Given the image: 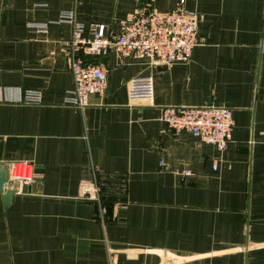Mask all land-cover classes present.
I'll return each mask as SVG.
<instances>
[{
	"label": "crops",
	"instance_id": "obj_1",
	"mask_svg": "<svg viewBox=\"0 0 264 264\" xmlns=\"http://www.w3.org/2000/svg\"><path fill=\"white\" fill-rule=\"evenodd\" d=\"M179 1L0 0V164L37 176L9 206L0 195V264H264V0H184L200 40L187 64L82 55L107 71V89L85 109L65 103L74 78L62 13L86 36L91 23L115 36L138 9ZM135 77L152 78V105L128 100ZM28 90L43 103L20 104ZM207 105L231 110L223 152L160 121L164 108ZM95 178L118 202L105 213L82 196Z\"/></svg>",
	"mask_w": 264,
	"mask_h": 264
},
{
	"label": "built area",
	"instance_id": "obj_2",
	"mask_svg": "<svg viewBox=\"0 0 264 264\" xmlns=\"http://www.w3.org/2000/svg\"><path fill=\"white\" fill-rule=\"evenodd\" d=\"M184 0H180L171 12L157 13L150 8L138 9L132 15L118 23V33L113 36L106 25L91 23L87 27L78 22L73 11L61 14L60 21L72 28V36L67 43L70 50V68L74 78V88L69 92L66 104L78 109L89 106L92 95H103L107 89V71L102 66L87 64L84 56L101 57L110 49L119 58L135 57L148 59L154 67H170L175 64H187L193 49L199 45L198 16L184 9ZM32 28L46 32L48 24H31ZM127 96L130 102H143L152 105L154 86L151 77H135L127 84ZM0 88V102H5ZM20 104L41 105L43 94L40 90H28L19 99ZM160 121L166 128L178 136L189 133L199 142L214 146L223 152L231 141L233 119L231 110L212 105L202 107L164 108ZM216 165L213 166V170ZM184 175H188L184 173ZM36 172L28 163L13 164L7 170V187L16 195L25 194L36 180ZM83 199L98 203L105 213L103 189L97 179L81 185ZM117 205V204H116ZM115 264L114 260L110 261Z\"/></svg>",
	"mask_w": 264,
	"mask_h": 264
},
{
	"label": "water",
	"instance_id": "obj_3",
	"mask_svg": "<svg viewBox=\"0 0 264 264\" xmlns=\"http://www.w3.org/2000/svg\"><path fill=\"white\" fill-rule=\"evenodd\" d=\"M7 187V170L0 164V195L3 197L4 205L9 206L16 195L15 191L6 189ZM28 187L23 188V192L27 193Z\"/></svg>",
	"mask_w": 264,
	"mask_h": 264
},
{
	"label": "trees",
	"instance_id": "obj_4",
	"mask_svg": "<svg viewBox=\"0 0 264 264\" xmlns=\"http://www.w3.org/2000/svg\"><path fill=\"white\" fill-rule=\"evenodd\" d=\"M118 204L117 201H115L114 198L110 197V196H104L103 194V205L108 207V206H114Z\"/></svg>",
	"mask_w": 264,
	"mask_h": 264
}]
</instances>
